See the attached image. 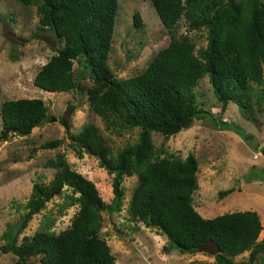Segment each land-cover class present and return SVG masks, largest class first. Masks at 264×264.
I'll return each mask as SVG.
<instances>
[{"label": "trees", "instance_id": "1", "mask_svg": "<svg viewBox=\"0 0 264 264\" xmlns=\"http://www.w3.org/2000/svg\"><path fill=\"white\" fill-rule=\"evenodd\" d=\"M34 1L39 24L65 42L38 70L34 85L48 92L70 91L76 86L73 62L78 60L80 75L86 71L95 84L88 94L94 113L104 120L120 116L123 126L139 127L140 131L135 143L112 156L94 124L86 123L72 133L67 126L68 144L78 157H93L113 174L111 203L105 205L92 181L58 153L46 162L55 169L49 183H33L22 215L2 232L5 242L0 252L12 253L14 264H30L35 257L41 264H115L106 240L99 236L101 212L120 208L123 176L134 173L138 181L129 212L167 238L166 250L194 254L205 241L213 240L219 248L214 262L191 264H252L259 255L264 264V239L257 243L262 229L258 213L239 210L210 218L201 216L192 206L198 187L195 159L189 156L182 160L172 153L159 158L150 136L151 132L174 135L191 127L196 119L218 122L209 110L196 104L193 87L205 76L222 111L234 102L245 117L258 122L256 111L264 110V0H149L168 30L182 17L192 30L204 27L206 45L196 50L187 38H171L141 73L124 79H116L107 64L117 0H20L24 5ZM139 21L135 13L133 24ZM0 116L1 140L28 135L33 128L56 120L38 97L4 100ZM59 120L64 124L63 118ZM218 125L247 142L251 139L232 122L220 121ZM61 143L62 139H53L39 147L52 149ZM253 148L258 150L257 145ZM259 151L264 154V148ZM250 172L249 180L264 178V169ZM65 188L69 190V204L79 205L70 225L57 233L38 231L18 242L32 216ZM232 191L220 190L218 197ZM246 251V262L234 260Z\"/></svg>", "mask_w": 264, "mask_h": 264}, {"label": "rangeland", "instance_id": "2", "mask_svg": "<svg viewBox=\"0 0 264 264\" xmlns=\"http://www.w3.org/2000/svg\"><path fill=\"white\" fill-rule=\"evenodd\" d=\"M226 1V0H220ZM36 2L24 5L20 0H0V108L4 100L41 98L48 112L56 120L32 129L28 135H13L0 139V245L5 241L1 234L8 224L18 221L29 198L34 182L49 183L54 168L46 162L58 153L63 154L72 168L84 175L97 187L103 203L112 201V177L98 165L93 157H82L70 148L67 133L78 131L86 123L94 124L112 156L127 144L135 143L140 128L123 126L120 116L109 120L94 113L90 107L89 90L95 85L86 71L80 75L79 62H73L76 86L68 92H48L33 83L38 70L63 45L49 27L39 24ZM114 33L107 64L116 79L141 73L158 50L171 38H187L202 49L206 45V29L189 28L185 17L166 29L160 22L149 0H117ZM139 15V24H133V15ZM264 71V66H263ZM81 88V92L78 91ZM196 104L209 110L218 121L206 118L194 120L191 127L174 135L164 136L151 132V141L159 158L172 153L182 160L192 156L197 164V189L192 195L193 208L203 217L210 218L224 212L254 210L262 225L257 243L264 239V178L249 180L252 170L264 169V110L256 111L255 121L245 117L234 102L224 111L213 93L208 77L199 79L193 87ZM63 118L64 124L59 119ZM232 122L251 137L250 143L231 130L220 129L219 122ZM1 128V116H0ZM62 139L56 148L42 149L40 144ZM253 145H257L255 151ZM138 181L136 174L124 175L121 183L123 195L119 209L106 208L101 212L99 236L106 240L115 264H191L196 261L213 263V256L205 252L181 253L169 246L167 238L156 228L145 226L129 212L131 194ZM232 188L223 198L220 190ZM65 188L28 221L18 237H31L38 231L59 232L67 228L78 204H69L71 198ZM249 251L234 260L244 263ZM12 253L0 252V264H14ZM39 257L30 264H41ZM252 264H262L261 256Z\"/></svg>", "mask_w": 264, "mask_h": 264}, {"label": "water", "instance_id": "3", "mask_svg": "<svg viewBox=\"0 0 264 264\" xmlns=\"http://www.w3.org/2000/svg\"><path fill=\"white\" fill-rule=\"evenodd\" d=\"M198 249L199 251L205 252L211 256H214L219 252L218 245L213 240L205 241Z\"/></svg>", "mask_w": 264, "mask_h": 264}]
</instances>
